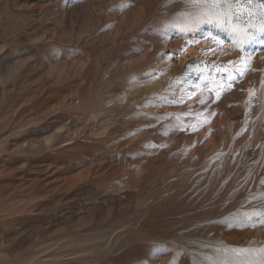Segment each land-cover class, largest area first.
I'll use <instances>...</instances> for the list:
<instances>
[{"label": "rangeland", "instance_id": "374dc122", "mask_svg": "<svg viewBox=\"0 0 264 264\" xmlns=\"http://www.w3.org/2000/svg\"><path fill=\"white\" fill-rule=\"evenodd\" d=\"M163 4L0 0V264L264 246V224L233 219L264 206V35L242 53L205 24L225 44L180 59L201 33Z\"/></svg>", "mask_w": 264, "mask_h": 264}, {"label": "snow or ice", "instance_id": "6c2138e0", "mask_svg": "<svg viewBox=\"0 0 264 264\" xmlns=\"http://www.w3.org/2000/svg\"><path fill=\"white\" fill-rule=\"evenodd\" d=\"M176 3L182 4L183 8L174 13L165 26L178 29L181 33L200 32L204 35L201 26L212 25L226 33L232 47L239 48L242 53L246 45L264 35V0H164L162 7ZM204 38H210L216 45L225 43L219 35L211 33ZM183 50H178L175 55ZM240 62L243 67H234V71L242 76L249 70V64L245 55H241ZM229 63L234 64L232 61ZM200 102L203 103V100ZM233 219L240 225L264 224V206L252 211L238 210ZM192 264H264V246H252L249 242L248 247H234L221 241L212 246L211 253L193 258Z\"/></svg>", "mask_w": 264, "mask_h": 264}, {"label": "bare ground", "instance_id": "6f19581e", "mask_svg": "<svg viewBox=\"0 0 264 264\" xmlns=\"http://www.w3.org/2000/svg\"><path fill=\"white\" fill-rule=\"evenodd\" d=\"M202 33L204 35L201 34L199 37H192V38H189L186 40V42L182 48L184 50L180 52V59L181 58L185 59L186 57L193 56L196 53H200V55H204L205 49H210V48L214 47V46H210L211 45V41H210L211 39L210 38L209 39L204 38V36L207 35L208 33H211V34H213V33L211 31H203ZM213 35H215V34H213ZM202 46H204V47H202ZM220 46H222V45H220ZM193 91H194L193 93L188 95V98H187L188 100H191L196 96V93H195L196 89ZM94 117L92 116L91 119H94Z\"/></svg>", "mask_w": 264, "mask_h": 264}]
</instances>
